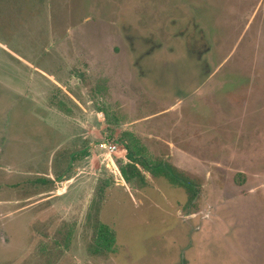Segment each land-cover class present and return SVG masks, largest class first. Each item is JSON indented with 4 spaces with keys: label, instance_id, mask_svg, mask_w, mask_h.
I'll return each instance as SVG.
<instances>
[{
    "label": "rangeland",
    "instance_id": "obj_1",
    "mask_svg": "<svg viewBox=\"0 0 264 264\" xmlns=\"http://www.w3.org/2000/svg\"><path fill=\"white\" fill-rule=\"evenodd\" d=\"M0 264H264V0H0Z\"/></svg>",
    "mask_w": 264,
    "mask_h": 264
},
{
    "label": "trees",
    "instance_id": "obj_2",
    "mask_svg": "<svg viewBox=\"0 0 264 264\" xmlns=\"http://www.w3.org/2000/svg\"><path fill=\"white\" fill-rule=\"evenodd\" d=\"M125 150L127 152V156L126 157L128 158V160L131 163H135V160L133 158L134 155L131 152V150L129 149V147H126ZM120 172H121V175H122L123 179L128 184L131 182L130 177L132 175H134V174L138 175L139 174L138 169L133 164H127L125 166H121L120 167ZM163 173H164V176L167 177L171 181V183H173L175 185H178V186H180L182 188H185L187 191L191 190L190 183L187 182L186 179H183V178L179 177L177 175V173H176V170H174V168H171V167H167L166 169L164 168Z\"/></svg>",
    "mask_w": 264,
    "mask_h": 264
},
{
    "label": "built area",
    "instance_id": "obj_3",
    "mask_svg": "<svg viewBox=\"0 0 264 264\" xmlns=\"http://www.w3.org/2000/svg\"><path fill=\"white\" fill-rule=\"evenodd\" d=\"M101 147H104V148L108 149L109 152H113V151L115 150V147H114V146H112V145H107V144H105V143H103V144L101 145Z\"/></svg>",
    "mask_w": 264,
    "mask_h": 264
},
{
    "label": "crops",
    "instance_id": "obj_4",
    "mask_svg": "<svg viewBox=\"0 0 264 264\" xmlns=\"http://www.w3.org/2000/svg\"><path fill=\"white\" fill-rule=\"evenodd\" d=\"M118 159H122V158H118Z\"/></svg>",
    "mask_w": 264,
    "mask_h": 264
}]
</instances>
